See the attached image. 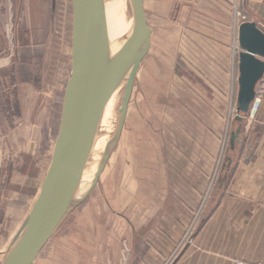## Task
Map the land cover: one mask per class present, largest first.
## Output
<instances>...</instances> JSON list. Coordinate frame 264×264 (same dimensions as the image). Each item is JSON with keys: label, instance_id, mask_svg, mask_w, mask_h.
<instances>
[{"label": "rangeland", "instance_id": "1", "mask_svg": "<svg viewBox=\"0 0 264 264\" xmlns=\"http://www.w3.org/2000/svg\"><path fill=\"white\" fill-rule=\"evenodd\" d=\"M71 25V0H58L54 30L67 43V72L35 154H28L24 134L16 133L12 155L0 166V253L30 211L51 161L70 76ZM160 45L154 37L136 73L120 139L96 187L34 264H131L141 238L172 237L181 226L180 240L164 262L173 264L187 248L178 247L188 231L194 240L218 181L230 175L225 161L232 147L239 139L246 144L252 117L237 114L234 98L218 97L213 85ZM232 135L238 140L231 141Z\"/></svg>", "mask_w": 264, "mask_h": 264}, {"label": "crops", "instance_id": "2", "mask_svg": "<svg viewBox=\"0 0 264 264\" xmlns=\"http://www.w3.org/2000/svg\"><path fill=\"white\" fill-rule=\"evenodd\" d=\"M57 3L0 0V166L12 155L16 133L24 134L28 154H35L41 127L60 98L69 53L54 30ZM143 7L150 47L155 37L159 49L173 52L218 97L234 98L236 111L241 24H235L234 9L264 33V0H144ZM247 126L246 144L239 139L232 147L225 161L230 175L218 181L193 245L173 264H264V103ZM29 179L35 183L37 177ZM183 230L141 238L131 264H164Z\"/></svg>", "mask_w": 264, "mask_h": 264}, {"label": "water", "instance_id": "3", "mask_svg": "<svg viewBox=\"0 0 264 264\" xmlns=\"http://www.w3.org/2000/svg\"><path fill=\"white\" fill-rule=\"evenodd\" d=\"M128 2L134 22V37L123 51L112 58L101 0H71L70 76L65 86L51 161L38 195L7 246L0 264H34L66 217L96 187L118 144L134 79L149 52L151 40L144 0ZM238 44L236 112L248 115L256 84L264 75V61L261 60L264 59V33L254 23H243L238 29ZM124 79L116 129L88 190L76 199L74 196L103 108ZM233 140H238V136L232 135Z\"/></svg>", "mask_w": 264, "mask_h": 264}, {"label": "bare ground", "instance_id": "4", "mask_svg": "<svg viewBox=\"0 0 264 264\" xmlns=\"http://www.w3.org/2000/svg\"><path fill=\"white\" fill-rule=\"evenodd\" d=\"M101 2L108 36L109 53L113 58L123 51L134 37L133 17L128 0H101ZM125 80L114 90L103 108L92 146L74 196L76 199L82 197L88 190L96 173L99 161L112 139L118 122Z\"/></svg>", "mask_w": 264, "mask_h": 264}, {"label": "built area", "instance_id": "5", "mask_svg": "<svg viewBox=\"0 0 264 264\" xmlns=\"http://www.w3.org/2000/svg\"><path fill=\"white\" fill-rule=\"evenodd\" d=\"M234 20L235 24L238 26L243 23H251V19L249 16L243 14L240 12L237 7L234 9ZM59 29V28H58ZM57 35H60V29L56 32ZM264 103V79L261 78L255 87V93H254V99L251 103L250 108V116L253 117V114L258 111V109L263 105ZM194 243V240L190 234V231H188L183 239L181 240L180 247L178 248H186L188 246H192ZM234 264H260V263H246L242 261H235Z\"/></svg>", "mask_w": 264, "mask_h": 264}]
</instances>
